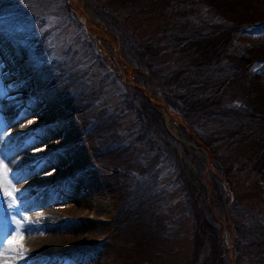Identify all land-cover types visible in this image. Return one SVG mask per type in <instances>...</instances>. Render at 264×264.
Segmentation results:
<instances>
[{
  "label": "trees",
  "instance_id": "obj_1",
  "mask_svg": "<svg viewBox=\"0 0 264 264\" xmlns=\"http://www.w3.org/2000/svg\"><path fill=\"white\" fill-rule=\"evenodd\" d=\"M89 2L92 17L117 35L124 59L136 69L137 83L142 86L148 81L156 86L169 108L183 115L190 133L179 126V139L194 142L192 137H196L207 146L213 155L214 172H207L202 151L196 155L191 147L180 145L171 136L157 106L138 86L123 83L121 75L107 68L100 78L85 81L93 73L95 62L105 67L106 61L94 51L87 66L74 63L73 59L82 60L90 54L94 46L88 40L73 39L64 48L59 47L67 41L62 30L69 24L86 35L66 0H1L2 31L24 28L28 32L22 33L23 43L30 34L38 33L32 43L44 46L39 51L43 58L40 63L58 57V82L69 80L75 99L86 104L85 134L98 144L97 153L105 157L103 164L112 172L114 181L118 178L124 187L131 181L122 206L126 208L132 202V207L144 212L143 216L151 214L148 221L156 230L149 231L150 240L153 235L170 234L169 228L176 220L179 226L191 220L190 264H231L221 238L224 228L214 211L223 216L228 212L235 228L231 246L235 264H241L242 258L250 264H264L261 205H245L234 194L236 190L242 192L252 179L264 192V80L246 86L244 79L249 70L236 66L239 54H248L244 58L251 62L264 61V46H255L247 38L252 34L249 30L264 23V0ZM139 15L141 21L137 22ZM52 18L55 24L46 28ZM78 51L81 55L76 56ZM71 61V68L77 67L72 72L68 66L66 69V63ZM83 91L85 94L78 97ZM258 91L261 98H257ZM105 97L111 103L102 104ZM259 99L262 103L258 104ZM128 113L133 119L125 125L123 118ZM246 124L249 128L244 127ZM131 148L133 152L128 153ZM181 148L183 155L179 153ZM143 152L148 156L144 158ZM130 168L145 171L136 174ZM244 174L250 175L244 178ZM223 181L235 197L226 193ZM179 202L180 211L171 212L169 208ZM140 242L147 247V255L152 254L149 246ZM136 244L132 251L143 253ZM145 255L141 256V264H149Z\"/></svg>",
  "mask_w": 264,
  "mask_h": 264
},
{
  "label": "rangeland",
  "instance_id": "obj_2",
  "mask_svg": "<svg viewBox=\"0 0 264 264\" xmlns=\"http://www.w3.org/2000/svg\"><path fill=\"white\" fill-rule=\"evenodd\" d=\"M69 1L70 3L66 0L75 19L83 26L87 38L79 33L74 25L69 24L62 30L67 41H63L59 47L64 48L73 39H78L77 42L90 41L94 46L89 49L90 54H85L86 58L84 56L85 59L82 60L73 59L74 63L81 67L87 66L94 58L92 52L94 54L96 51L106 64L103 67L100 62H95L93 73L85 81L89 83L90 80L100 78L107 68L121 75L123 83L133 86L137 77L136 69L124 59L117 35L107 31L104 24L92 17L89 0H74V3ZM140 18L139 15L137 22L141 21ZM50 24H55L54 18L49 20L46 28L50 27ZM21 29L19 32L14 29L2 31L0 19V134L8 133L0 137V160L5 163L11 189L16 190L15 201L0 196V252H5L3 264H141V256L143 258L148 251L147 247L139 245L140 241L146 244L143 240L148 242L146 245L152 253L147 255V252L145 255L149 264H190L192 240L188 234L191 232V220L182 226H179V220H176L169 228V231H172L170 234L166 233V236L160 237L153 235L150 240L149 231L156 230L148 221L151 214L148 217L145 214L143 216L144 212L132 207V202L127 203L126 208L122 206L130 192L131 181L126 182L125 187L119 184L118 178V182L114 181L112 172L103 164L105 157L97 153L98 144L93 143L85 134L88 120L84 118L83 111L86 104L75 99L69 80L58 82L56 77L60 60L58 57H52L50 61L40 63L43 58L39 51L44 46L40 42L32 43L38 39V33L30 34L29 39H25L23 43L22 33L28 31ZM249 32L252 34L247 38H251L255 46H264V23ZM77 55H81V52L78 51ZM245 56L249 55H237L236 66L240 69L248 68L247 77L244 79L246 86H252L253 83L257 85L258 80H264L260 78L261 75L264 77V61L251 62L244 58ZM74 63L67 62L66 69L69 67L70 72L77 69L74 66L71 68ZM61 79H64L63 76ZM85 81L83 87L86 91L89 87ZM142 87L163 116L164 125L171 136L180 142V145L191 147L196 155L198 151H202L207 160V172H214L212 162L209 163L207 149L197 146L198 144L194 145L196 137H192L195 143L179 139L178 127L184 126L185 130L187 129L183 115L169 108L156 86L146 81ZM85 91L77 96L85 94ZM259 91L257 98H261ZM100 97L102 98V95ZM108 103H111V100L105 97L102 104ZM259 103H262L261 99ZM262 109L264 110L263 104ZM123 119V124L128 125L133 117L128 113ZM99 124L102 125V122ZM123 124L121 123V126ZM244 127L249 128L248 124ZM181 151L182 148L179 153L183 155ZM189 151L191 152V149ZM127 152L131 153L133 149ZM143 156L145 158L148 154L143 152ZM38 160L44 161L40 167L36 166ZM189 167L195 168L193 165ZM130 170L136 174L145 171L141 168ZM49 172L52 174L48 175ZM249 175L244 174V178ZM220 178L223 180L224 177L220 175ZM245 185L242 192L236 190L234 193L238 196V201L251 206L254 203L259 204V210L262 209L264 214L263 188L257 185L255 179L251 182L249 180ZM223 186L231 198L235 197L230 193L225 181ZM209 187L210 197L212 187ZM139 192L140 190L137 193ZM181 205L179 202V205L169 209L174 213L180 211ZM214 212L224 228L221 238L228 249L230 263L235 264L231 249L235 229L232 218L228 217V212L224 216ZM13 217L27 228L20 240L26 250L24 259L18 258V252L8 251L5 244L15 228ZM134 243L141 246L143 253L132 251ZM10 256L13 260L7 261ZM242 259L241 264H250L245 258Z\"/></svg>",
  "mask_w": 264,
  "mask_h": 264
},
{
  "label": "snow or ice",
  "instance_id": "obj_3",
  "mask_svg": "<svg viewBox=\"0 0 264 264\" xmlns=\"http://www.w3.org/2000/svg\"><path fill=\"white\" fill-rule=\"evenodd\" d=\"M31 123V122H30ZM8 133H2L0 134V137L3 135H7ZM37 151H43V149H37ZM44 163L43 160H38L36 162V166L40 167ZM54 171V170H53ZM48 175H51L52 173H47ZM11 182L8 180V172L5 167V163L3 160H0V196L4 198H11L13 201H15L16 196L14 195V191L11 189ZM18 195V192H17ZM13 219V224L15 226L13 233L11 234V238H7L5 241L6 247L8 251L10 252H18L19 259H24L26 257V250L23 249L22 244L20 243V240L22 239V233L24 230H27L26 225H22L19 220H17L15 217Z\"/></svg>",
  "mask_w": 264,
  "mask_h": 264
},
{
  "label": "water",
  "instance_id": "obj_4",
  "mask_svg": "<svg viewBox=\"0 0 264 264\" xmlns=\"http://www.w3.org/2000/svg\"><path fill=\"white\" fill-rule=\"evenodd\" d=\"M78 7V6H77ZM79 8V7H78ZM132 69V68H131ZM140 89L141 90H143V92L145 93V90H144V88H141L140 87ZM147 95V94H146ZM152 101V100H151ZM152 103H154V102H152ZM155 104V103H154ZM165 109H167L166 107H164ZM179 116H181V115H179ZM200 145H202V146H204V148L205 149H207V146H205V145H203V144H201L200 142H198ZM207 152H208V155L210 156L209 157V163H211L212 162V157H213V155L211 154V152L209 151V150H207ZM232 264H234V262L232 263Z\"/></svg>",
  "mask_w": 264,
  "mask_h": 264
},
{
  "label": "bare ground",
  "instance_id": "obj_5",
  "mask_svg": "<svg viewBox=\"0 0 264 264\" xmlns=\"http://www.w3.org/2000/svg\"><path fill=\"white\" fill-rule=\"evenodd\" d=\"M5 253V252H4ZM4 253H3V251L2 252H0V264H3V262H2V260L4 261L5 260V258H4ZM10 253V252H9ZM15 254H17V253H15ZM7 255H8V252H7ZM9 260H13V259H11V256H10V259H8L7 261H9ZM5 263V262H4ZM7 263H9V262H7ZM40 263V262H39Z\"/></svg>",
  "mask_w": 264,
  "mask_h": 264
}]
</instances>
